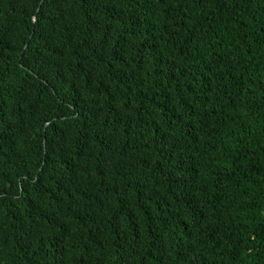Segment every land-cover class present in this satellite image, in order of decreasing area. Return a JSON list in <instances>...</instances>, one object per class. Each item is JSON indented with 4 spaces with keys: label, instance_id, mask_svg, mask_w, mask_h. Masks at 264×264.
<instances>
[{
    "label": "trees",
    "instance_id": "obj_1",
    "mask_svg": "<svg viewBox=\"0 0 264 264\" xmlns=\"http://www.w3.org/2000/svg\"><path fill=\"white\" fill-rule=\"evenodd\" d=\"M264 0H0V264H264Z\"/></svg>",
    "mask_w": 264,
    "mask_h": 264
},
{
    "label": "rangeland",
    "instance_id": "obj_2",
    "mask_svg": "<svg viewBox=\"0 0 264 264\" xmlns=\"http://www.w3.org/2000/svg\"><path fill=\"white\" fill-rule=\"evenodd\" d=\"M263 215H264V211H263Z\"/></svg>",
    "mask_w": 264,
    "mask_h": 264
}]
</instances>
